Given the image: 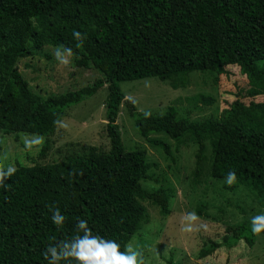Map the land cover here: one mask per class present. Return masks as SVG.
Masks as SVG:
<instances>
[{"label":"trees","instance_id":"1","mask_svg":"<svg viewBox=\"0 0 264 264\" xmlns=\"http://www.w3.org/2000/svg\"><path fill=\"white\" fill-rule=\"evenodd\" d=\"M12 16L35 17L38 32L29 35L28 54L40 42L67 46L73 49V66L93 67L102 78L42 97L12 68L0 92V132L16 141L21 132L49 134L66 109L106 85L110 148L98 153L91 147L87 154L59 162L16 167L6 188H0V264H47L42 255L46 245L52 237L70 238L78 218L87 219L95 234L115 240L124 251L140 224L149 222L144 198L162 216L170 213L171 195L165 188L147 192L141 187L150 168L146 151L123 148L116 121L124 100L120 82L157 77L177 89L188 85L192 72L221 75L236 65L248 79L247 96L264 94V65H257L264 60V0H0V22ZM74 30L86 34L80 47ZM125 105L137 132L164 152H170L169 145L150 134L173 140L191 135L199 145V172L203 140L210 138L213 178L225 179L233 170L237 183L264 191V102L235 99L220 118L200 121L179 117L174 105L148 116L137 112L132 100ZM57 207L66 216L59 229L51 222L50 209ZM256 235L246 221L228 226L221 241L203 245L198 256L220 247L229 250L240 241L252 247Z\"/></svg>","mask_w":264,"mask_h":264},{"label":"rangeland","instance_id":"2","mask_svg":"<svg viewBox=\"0 0 264 264\" xmlns=\"http://www.w3.org/2000/svg\"><path fill=\"white\" fill-rule=\"evenodd\" d=\"M34 16H12L0 22V92L9 71L16 67L35 94L45 97L91 86L102 74L93 67L82 68L60 64L54 56L53 46L44 45L28 54L29 35L37 31ZM259 67L264 60L258 61ZM124 100L119 106L117 124L125 151L144 149L150 168L141 187L153 192L163 187L171 195L170 213L162 216L150 199L141 202L145 206L148 223H141L128 244L141 252L143 264H264V234L256 235V242L249 247L244 241L227 250L216 249L200 258L199 249L210 241L219 242L226 227L263 214L264 191L250 188L236 181L228 185L225 179L210 174L212 147L210 138L203 140V160L196 171V153L199 145L189 134L179 140L166 134H150L170 147L166 153L142 137L126 108L125 100H132L139 113L163 114L174 105L178 116L193 120L220 118L223 110L235 99L248 104L264 102V94L247 96L249 82L239 67L230 65L225 73L213 71L192 72L188 85L173 89L171 82L157 77H146L120 82ZM106 85L95 94L64 112L53 131L46 135L19 133L18 140L12 134H2L0 139V167L48 164L64 160L68 156L87 154L93 147L98 153L108 152L109 138L106 132ZM203 98H211L207 104ZM43 137L39 144L26 147V141ZM47 145L43 154L41 150ZM195 212L197 219L189 220L188 213ZM127 244V245H128Z\"/></svg>","mask_w":264,"mask_h":264},{"label":"clouds","instance_id":"3","mask_svg":"<svg viewBox=\"0 0 264 264\" xmlns=\"http://www.w3.org/2000/svg\"><path fill=\"white\" fill-rule=\"evenodd\" d=\"M74 39L79 41L78 47L83 45L86 34L80 31H73ZM73 49L67 46H57L54 49L55 59L63 65L71 63ZM145 116L150 113L145 112ZM43 137H37L34 140L26 141V147L32 144H39ZM17 171L13 165L0 167V188H6V180ZM236 181V172L230 170L227 174L226 183L232 185ZM52 212L51 222L58 229L65 224L66 216L60 209H50ZM189 220L195 221L197 215L195 212L188 213ZM251 231L258 234L264 231V214L256 215L251 218ZM42 252L43 258L47 264H143L141 252L132 244L125 246L121 251L120 244L115 240L106 239L105 237L95 234L89 227L87 219L78 218L75 223V232L70 238L57 240L51 238Z\"/></svg>","mask_w":264,"mask_h":264}]
</instances>
